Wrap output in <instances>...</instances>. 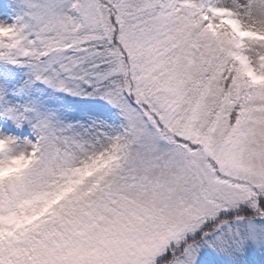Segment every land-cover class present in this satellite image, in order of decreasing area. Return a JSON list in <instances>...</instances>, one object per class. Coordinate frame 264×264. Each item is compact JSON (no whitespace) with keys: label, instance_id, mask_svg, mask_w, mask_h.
Instances as JSON below:
<instances>
[{"label":"snow or ice","instance_id":"snow-or-ice-1","mask_svg":"<svg viewBox=\"0 0 264 264\" xmlns=\"http://www.w3.org/2000/svg\"><path fill=\"white\" fill-rule=\"evenodd\" d=\"M0 264H264V0H0Z\"/></svg>","mask_w":264,"mask_h":264}]
</instances>
